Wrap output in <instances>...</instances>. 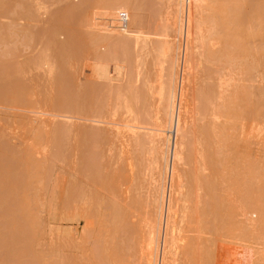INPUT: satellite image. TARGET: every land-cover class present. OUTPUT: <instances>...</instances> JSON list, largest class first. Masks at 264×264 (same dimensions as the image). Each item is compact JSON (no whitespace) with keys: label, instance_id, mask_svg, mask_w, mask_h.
Listing matches in <instances>:
<instances>
[{"label":"rangeland","instance_id":"1","mask_svg":"<svg viewBox=\"0 0 264 264\" xmlns=\"http://www.w3.org/2000/svg\"><path fill=\"white\" fill-rule=\"evenodd\" d=\"M203 1L189 24L168 263L264 264V0H237L227 43ZM179 11L177 0H0V264L156 257L168 140L154 128L182 54ZM103 15L115 52L96 65Z\"/></svg>","mask_w":264,"mask_h":264},{"label":"bare ground","instance_id":"2","mask_svg":"<svg viewBox=\"0 0 264 264\" xmlns=\"http://www.w3.org/2000/svg\"><path fill=\"white\" fill-rule=\"evenodd\" d=\"M106 1H108V0H106ZM109 1H111V0H109ZM177 1H178V8L180 10L179 12H181V14H182V19H181L182 25H181V30L179 32V35L180 36L182 35L184 37V41L181 44H179L180 46H178V49H177L178 51H181L182 54L179 55V52H178L177 53L178 56L176 58L174 57L175 62L173 63V66H174L173 68L175 70L174 71L175 77H174V79H171L170 80L171 83L168 84V97H167L168 103H167V106L165 108L166 109L164 112L165 114H163V119H164L166 125L164 126V124L161 123L160 126H158L157 128H154V130L158 131L161 134H166V136H167L168 141L166 143L165 151L163 152L164 155L162 153V155H163V158H162L163 162L162 163L164 165V167H162V168L164 169L163 173H165V178L167 180L165 181L163 178L164 183H162L161 186H158L160 188V190L158 192L156 202H155V207H154V218L155 219H152V221L155 220V222L153 223L151 221L152 223H149V224H154V225H150L152 228L149 227L150 233H148V236H149L148 239H149V247L150 248L149 247H147V248H149V249L153 248V251L155 250V252H156V257L154 256L155 258L154 259L152 258L154 255V252H153V255L150 257L151 259L148 257L149 259H147V264H158V262H159V264H169L171 262V261L170 262L168 261V259H170V257H171V256L169 257V255L172 254V256H173V255H176V253L178 252L177 251V249H178L177 238H176V231L177 230L173 224V221H174L173 219L176 217L175 212H174L175 208H176L175 207L176 200H174L175 199L174 195H175V192L177 193L176 187H175V180L177 179L178 174H179L178 168H177V162L181 160V149H182V145L180 144V141H179V135H180V130H181V114H182L183 110L185 109L184 104L186 103V101H185V97H186V95H185L186 89L185 88L186 87H184L186 76L184 73H186L185 68L187 69V66H189L188 64H191L190 58H192V57H190L191 53L188 50V48H189L188 44L192 40V38L189 34L190 33L189 32V24H191V21L193 20L192 8H194V7L199 8L200 5H202V6H200L201 8L207 7L204 4H202L205 2V1L202 2V0H177ZM236 2H237V0H235V1L234 0H214V4L212 5L213 7L211 6V8H215V14H217V16H218V18L214 19L213 20L214 22L213 21L212 22L220 28V30H219L220 32H223V30L226 28V33L224 32V34L227 35V39L224 40V41H226V43L229 42V39L231 37V32H232V28H233L232 23L234 22V20L231 16H233V14H234V10H235L234 5L236 4ZM108 4L106 3L105 6L107 7ZM112 5H113V3H112ZM105 6H103V7L105 9L109 10L108 7L106 8ZM111 12H112V10H111ZM103 13H105V10ZM106 14H108L107 11H106ZM106 14H105V16H107ZM105 16L103 17V18H105L103 23L99 24L97 22H94V26H93V28L95 30H97L96 33L100 32V33H98L99 37L97 36L98 34L95 35L96 42L98 44L100 42H103L105 49L107 48L105 50V52H103L102 54H100L98 52L96 53V61H95L96 65H98V63H100V64L102 63V64L106 65V63H108L110 60H112V58L114 56V52H115L114 45L112 46L109 42V40L111 39V38H109V36L112 33V32L110 33V31L114 30L113 27L111 28V26H114V25L113 24H111V26L107 25L108 20ZM214 17H216V15ZM109 18H111V16ZM94 21H95V19H94ZM184 21H185V23H184ZM214 24H213V26H214ZM114 27H117V26L115 25ZM245 34L249 35V32L247 33L245 30ZM101 35H102V37H101ZM109 44L111 46H109ZM173 68H172V70H173ZM177 70H179V72ZM169 85H170V88H169ZM110 103H111V101H110ZM164 121H163V123H164ZM127 127H129V129L132 128V131H133V129L136 128L133 125H127ZM172 131H174V132L176 131V139L175 140H174L175 135L173 136V140H172V134H171ZM244 206H245V204H244ZM184 226H186V224ZM243 233H245V232H243ZM147 242H148V240H147ZM160 244H161V247H160ZM147 245H148V243H147ZM160 248H161V254H160V258H159ZM148 254H150V253H148ZM151 254H152V252H151Z\"/></svg>","mask_w":264,"mask_h":264}]
</instances>
